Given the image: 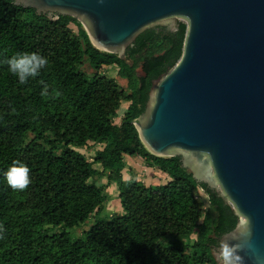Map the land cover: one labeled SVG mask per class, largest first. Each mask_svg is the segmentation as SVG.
I'll return each mask as SVG.
<instances>
[{
	"label": "trees",
	"instance_id": "trees-1",
	"mask_svg": "<svg viewBox=\"0 0 264 264\" xmlns=\"http://www.w3.org/2000/svg\"><path fill=\"white\" fill-rule=\"evenodd\" d=\"M55 16L0 0V60L29 51L49 61L24 84L0 64V264H220L212 249L238 215L218 190L193 177L179 154L148 151L133 124L152 81L180 57L186 23L146 27L120 57L96 48L76 17ZM83 60L90 75L79 68ZM110 65L126 79V90L100 73ZM45 83L48 95L41 96ZM121 100L128 105L119 115ZM88 141L100 144L91 160L78 150ZM124 154L168 179H124ZM13 160L30 169L23 191L11 189L2 175ZM93 175L116 182L123 212L97 217L75 237L69 230L106 200L88 181ZM53 227L59 230L49 232Z\"/></svg>",
	"mask_w": 264,
	"mask_h": 264
},
{
	"label": "water",
	"instance_id": "water-1",
	"mask_svg": "<svg viewBox=\"0 0 264 264\" xmlns=\"http://www.w3.org/2000/svg\"><path fill=\"white\" fill-rule=\"evenodd\" d=\"M13 2L79 17L96 48L120 57L146 27L186 21L180 57L152 81L133 124L148 151L179 154L238 215L212 249L215 259L264 264V0Z\"/></svg>",
	"mask_w": 264,
	"mask_h": 264
},
{
	"label": "rangeland",
	"instance_id": "rangeland-1",
	"mask_svg": "<svg viewBox=\"0 0 264 264\" xmlns=\"http://www.w3.org/2000/svg\"><path fill=\"white\" fill-rule=\"evenodd\" d=\"M77 19L81 20L79 17H77ZM178 20H182L186 22L183 18H178ZM79 68L89 75L92 73V69L89 67L86 60H83ZM116 69L117 68L115 65L102 66V68L100 69V73L104 74L107 77H113L118 83V85L122 89L126 90L127 88L126 79L119 77L116 73ZM135 73L137 75L142 73L139 66H136ZM127 105H128L127 100H121L117 113L121 115ZM119 117L115 118L116 123L119 122ZM99 147L100 144H97L96 142L93 141H88L87 143L84 144V146L79 147L78 150H80L88 160H91V157L95 153V150ZM130 157L132 158H127V157L124 158V162H125L124 165L126 169L123 172L124 179H129L130 177H134L136 179L144 181L145 183H152V184H157V183L159 184L168 179L166 174H163L159 170L146 168L144 161L140 157L137 156H130ZM94 166L96 168L101 169V166L99 164H94ZM88 181L102 188V190L106 193V200L104 201L100 212L92 213L85 223L69 230L70 233L75 237H82L84 235V231L90 226V224H92V222L97 217H107L113 213L123 212V208L121 207L118 199V190H117L116 182L114 181L110 182L107 180L105 176L102 175H93L91 178H89ZM196 194L198 197H200L199 189L196 190ZM202 199H203V206L207 207L208 203L206 201V198L202 197ZM48 230L49 232H55L59 229L58 227H53L52 229L49 228ZM218 262L222 264V256L220 257Z\"/></svg>",
	"mask_w": 264,
	"mask_h": 264
},
{
	"label": "clouds",
	"instance_id": "clouds-1",
	"mask_svg": "<svg viewBox=\"0 0 264 264\" xmlns=\"http://www.w3.org/2000/svg\"><path fill=\"white\" fill-rule=\"evenodd\" d=\"M48 58L39 52H16L10 57L0 60V64L7 66V71L14 76L18 83L24 84L30 78L40 75L42 69L48 64ZM43 83V82H41ZM48 85L45 83L41 88L40 95H48ZM30 169L22 161L13 160L7 169L2 173L5 182L13 190L23 191L30 183ZM0 231H3L0 226ZM230 253H225V259L229 258ZM238 260L239 257H236Z\"/></svg>",
	"mask_w": 264,
	"mask_h": 264
},
{
	"label": "crops",
	"instance_id": "crops-1",
	"mask_svg": "<svg viewBox=\"0 0 264 264\" xmlns=\"http://www.w3.org/2000/svg\"><path fill=\"white\" fill-rule=\"evenodd\" d=\"M125 157H127V158H132V157H130L129 155H127V154H124L123 155V158H125ZM147 168V167H146ZM160 171V170H159ZM160 172H162V171H160ZM163 174H165L164 172H162Z\"/></svg>",
	"mask_w": 264,
	"mask_h": 264
},
{
	"label": "built area",
	"instance_id": "built-area-1",
	"mask_svg": "<svg viewBox=\"0 0 264 264\" xmlns=\"http://www.w3.org/2000/svg\"><path fill=\"white\" fill-rule=\"evenodd\" d=\"M199 190H202V188H199Z\"/></svg>",
	"mask_w": 264,
	"mask_h": 264
},
{
	"label": "bare ground",
	"instance_id": "bare-ground-1",
	"mask_svg": "<svg viewBox=\"0 0 264 264\" xmlns=\"http://www.w3.org/2000/svg\"><path fill=\"white\" fill-rule=\"evenodd\" d=\"M223 257V256H222Z\"/></svg>",
	"mask_w": 264,
	"mask_h": 264
}]
</instances>
